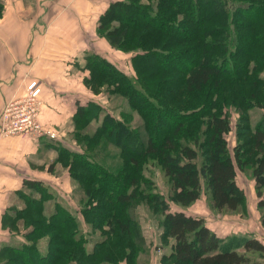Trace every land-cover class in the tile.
Here are the masks:
<instances>
[{
	"label": "trees",
	"instance_id": "1",
	"mask_svg": "<svg viewBox=\"0 0 264 264\" xmlns=\"http://www.w3.org/2000/svg\"><path fill=\"white\" fill-rule=\"evenodd\" d=\"M3 10L0 4V17ZM97 34L132 53L136 75L90 51L83 66L89 73L85 86L94 95L126 98L146 122L142 133L104 112L95 99L77 101L73 138L82 151L55 145V163L69 167L87 197L84 218L101 230L102 239L89 250L80 221L50 184L24 179L16 191L22 204H10L2 214L12 240L2 242L0 264H134L140 237L133 239L138 233L133 199L151 200L138 190L142 156L160 162L171 184L170 198L182 207L198 200L204 186L216 209L244 208L237 167L251 166L264 226V127L243 121L247 137L231 154V121L224 111L228 105L264 110V0H115L100 14ZM106 147L118 150L124 161L117 170L105 162L112 154ZM157 197V204L166 207L164 233L172 240L166 262L264 264L253 257L264 259L262 239L243 235L238 246L231 239L225 243L204 217L169 210Z\"/></svg>",
	"mask_w": 264,
	"mask_h": 264
},
{
	"label": "crops",
	"instance_id": "2",
	"mask_svg": "<svg viewBox=\"0 0 264 264\" xmlns=\"http://www.w3.org/2000/svg\"><path fill=\"white\" fill-rule=\"evenodd\" d=\"M14 1L12 5L18 9L7 3L0 17V123L8 102L39 87V123L57 134L72 131L77 101L91 96L83 82L84 73L77 70L76 51L80 47L79 53L86 50L85 28L89 31L96 19L97 29L100 14L115 0ZM57 140L0 135V235H4L0 243L7 241L8 233L2 226V214L23 180H61L48 170L58 155Z\"/></svg>",
	"mask_w": 264,
	"mask_h": 264
},
{
	"label": "rangeland",
	"instance_id": "3",
	"mask_svg": "<svg viewBox=\"0 0 264 264\" xmlns=\"http://www.w3.org/2000/svg\"><path fill=\"white\" fill-rule=\"evenodd\" d=\"M15 2L16 1L14 0H0V4L4 5L3 14L5 12V4L7 3L8 6L14 7L13 9H18L16 5H12ZM99 6L102 7L103 5ZM13 9L9 8L8 10ZM96 22V19L91 21L89 31L87 28H85L86 50L79 53L81 47L77 48V70L81 72V75L83 73L84 76L89 74L88 71L83 70V66L85 64V55L87 54V52L93 51L105 56L122 71L135 77L134 75H136V73L131 63L132 53L112 47L104 37L99 36L96 33L97 29L94 28L97 24ZM89 33H91V36L89 35ZM88 39H90L91 42L90 47H88L87 44V42H89ZM78 45L79 42L77 41L76 47ZM261 76L264 78V70L261 71ZM87 98L88 95L85 96L84 102L87 101ZM90 99H95L96 101L101 103V105L104 106V112L111 113L116 118L125 121V123L133 129H137L140 132L144 133L146 123L144 118L137 110L130 108L126 98L119 95H112L109 97L107 96V93L103 95H94L91 91ZM123 110L129 112L130 116L124 115ZM224 111H227L231 121V131L229 134H227V139L229 149L231 151V154H233L234 147L239 145L240 141L247 137L244 134L245 130H241V127H243L241 126L243 121L244 126L249 125L251 128H254L255 125L261 124L264 127V110L254 105H246L243 110H241L237 105H228L224 107ZM97 125L98 122H93L89 126V131H93ZM74 130L75 125L72 131L66 130L63 134H57L58 144L70 147L74 150L82 151L81 147L76 142H74ZM111 148L112 147H106L105 149H107V151H110L112 150ZM116 151L118 150H115L114 152L112 150L111 156H108L105 161L112 170H115V168L117 170V168H119L121 165H124L123 159L118 153H115ZM55 160L50 163V165H53V163H55ZM140 164V178H142L143 181L140 182L138 190L142 189L143 191H145V193H149L151 200H149L148 197H138L133 199L134 202L131 209V214L133 219L137 222L135 225L138 226L137 236L134 234L133 239L135 237H140L138 247L139 253L137 258H135L134 264H171L170 262H166V256L170 253L172 248V240L164 233L163 213L166 207L157 204V195H161L163 197L164 205L169 204V210L183 209L185 212L191 215L204 217L206 223L224 237L225 243H228L229 239H231L230 242H233L231 243V245L238 246V238L243 235H253L260 239H264V230H261L264 226L260 222V211L257 208V196L255 192L254 178L251 166L243 170L237 167L236 179L237 184L244 191L246 196L245 207L238 211H231L216 209L209 196V193L204 186L200 198L189 206L182 207L176 204L170 198L171 184L169 182V178L165 175L160 162L155 158V156L150 155L140 157ZM50 165V171L54 174L59 175L61 180H58L57 183L49 182L47 180L43 181L50 184L55 196L59 198L62 203L69 206L73 214L80 221L81 230L84 233L85 237H87L88 239V249L93 250L95 242H97L99 239H102V234L99 228L94 229L90 223L86 222L84 218L82 209H84L87 205L86 195H84V192L80 189V186L72 181L73 179L70 176L68 166L63 165L61 161H56L55 165L52 166V168L50 167ZM134 187L132 186L131 188ZM153 195L156 196L154 198L155 202H153ZM16 202L22 204L23 201L18 198L17 195L11 196L9 199V203H11L12 205ZM91 202L92 205H94L96 203V200ZM257 229H259L260 231H258ZM6 235L7 240H12V235L9 231L8 233H6ZM0 237L2 240L4 238V235H0ZM1 244L2 242L0 243V247ZM238 249L242 250L240 247ZM253 257H255V259L262 260V262L264 261V259L259 254H253ZM70 264L77 263L73 262ZM120 264L128 263L126 260H122L120 261Z\"/></svg>",
	"mask_w": 264,
	"mask_h": 264
},
{
	"label": "built area",
	"instance_id": "4",
	"mask_svg": "<svg viewBox=\"0 0 264 264\" xmlns=\"http://www.w3.org/2000/svg\"><path fill=\"white\" fill-rule=\"evenodd\" d=\"M40 88L32 89L22 98L8 102L2 111L0 135L57 139L55 131L47 130L38 121ZM264 237V235H263ZM264 242V239H262Z\"/></svg>",
	"mask_w": 264,
	"mask_h": 264
}]
</instances>
